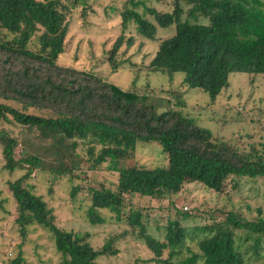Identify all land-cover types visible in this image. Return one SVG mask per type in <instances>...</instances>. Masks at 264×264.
I'll use <instances>...</instances> for the list:
<instances>
[{
    "label": "trees",
    "instance_id": "1",
    "mask_svg": "<svg viewBox=\"0 0 264 264\" xmlns=\"http://www.w3.org/2000/svg\"><path fill=\"white\" fill-rule=\"evenodd\" d=\"M86 1L0 0V123L12 120L51 142L49 152L56 166L48 171L56 172L54 178H77L73 165L81 160L75 157V151L79 143L88 145V170L97 171L106 165L105 171L117 174V184L115 190L88 189L86 220L91 225L103 224L100 211L104 210L117 222L124 221L132 229L130 235L143 241L153 255L142 262L264 264V217L259 209L255 220L228 212L221 221L197 227L198 252L186 247L189 230L178 219L168 221L163 240L148 233L141 211L130 202L135 196L151 201L168 199L185 184L193 183L220 193L239 178L264 179V151L253 146L248 152L240 151L200 127L183 114L181 93L170 92L171 108L157 114L152 106L143 105L146 94L134 90L137 77L123 91L91 70L59 65L70 12ZM173 2L170 13L149 10L155 25L138 13L144 8L143 1H124L119 15L121 35L103 54L110 74L126 63L135 67L130 61H118L124 42L133 44L132 39L124 41L122 34L134 23L136 35L146 39L154 38L156 26H175L172 37L160 40L148 71L166 76L170 82L180 74L182 86L200 90L212 103L229 87L231 74L264 76V0ZM201 19L206 23H200ZM140 142L158 143L167 165L155 169L139 166L135 156ZM0 145L8 174L27 166L26 174L7 183L15 204L14 224L22 242L14 246L15 257L2 264H25L22 248L31 226L50 234L59 258L57 264H99L102 257L118 255L115 243L128 232L111 235L103 246L94 249L89 233L60 229L54 209L35 193L34 185L27 183L32 172L46 171L43 156L23 153L15 159L20 145L4 130H0ZM81 189L73 187L71 198ZM4 202L0 201L2 211ZM183 216L188 218L187 214ZM184 248L186 256L182 254ZM165 251L167 258L163 259Z\"/></svg>",
    "mask_w": 264,
    "mask_h": 264
},
{
    "label": "rangeland",
    "instance_id": "2",
    "mask_svg": "<svg viewBox=\"0 0 264 264\" xmlns=\"http://www.w3.org/2000/svg\"><path fill=\"white\" fill-rule=\"evenodd\" d=\"M124 1L87 0L85 4L72 10L68 17L65 51L57 63L78 70H91L105 82L123 91L128 90L137 77L134 90L141 95L146 94L143 105L152 106L157 114L171 108L168 102L170 92L181 93L185 103L183 114L195 120L200 127L209 130L213 136L240 151L248 152L252 146L264 151V76L231 74L229 87L212 103L209 96L200 90L182 86V75L174 76L170 82L166 76H156L148 71V65L158 49L160 40L174 35V25L167 28L156 26L154 38L146 39L136 35V26L130 23L122 35L124 41L132 39L133 44L127 46L124 42L119 50L118 61H130L135 67H130L126 63L119 71L110 74L109 65L103 61V54L121 35L119 15ZM140 1L144 2V8H139L138 13L155 25L149 10L170 13L174 5V0ZM183 7L188 9L186 5ZM200 23L206 21L201 19ZM30 112L37 113L33 110ZM0 130L6 131L19 143L20 147L15 150V159H20L23 153L43 156L46 171L32 172L27 183L34 185L35 193L43 196L49 207L54 209L55 223L60 229L89 233V241L94 249L103 246L104 241L111 235L120 236L128 232L123 239L115 243L118 255L102 257L98 260L99 264H155L142 262L152 259L153 255L143 241L130 235L132 229L124 221L117 222L108 211H100L105 220L103 224L91 225L87 222L85 212L90 205L88 189L99 190L104 187L115 190L117 184V174L105 171L106 165H102L97 171L88 170L89 164L86 161L88 145L79 143L75 151V157L77 155L81 160L75 161L73 165V175H77V178L61 176L54 178L53 174L56 172L51 174L48 171L49 168L55 170L56 166L54 157L49 152V150L52 152L49 140L42 139L34 129L17 125L12 120L10 123H0ZM135 161L139 166L149 169L167 165L166 156L158 143L140 142L136 148ZM26 172L27 166L23 170L8 174L4 169L0 145V201H5L4 210H0V264L14 258L17 253V247L14 246L22 242L14 224L15 204L8 192L7 183L13 182ZM236 181L220 193L193 183L185 184L178 194L168 199L151 201L135 196L130 202L141 211L142 221L152 237L163 240L164 227L168 221L178 219L181 225L189 230L186 247L198 252L197 242L200 237L196 234L197 227L210 225L214 220L221 221L228 212L238 214L246 220H255L259 216L257 213L259 209L262 212L260 216L264 217V179L239 178ZM73 187L82 188L74 199L70 196ZM125 197L129 198L126 195ZM177 213L181 215L178 216ZM185 214L188 218L182 219ZM239 233L238 237L242 235ZM22 249L25 264H57L59 261L53 239L39 226L27 228ZM182 254L187 255L185 248ZM166 258L165 251L163 259Z\"/></svg>",
    "mask_w": 264,
    "mask_h": 264
}]
</instances>
